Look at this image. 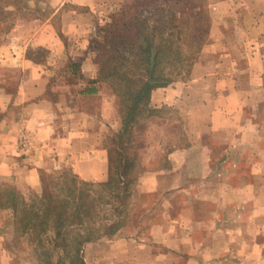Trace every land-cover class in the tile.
<instances>
[{"label": "crops", "instance_id": "crops-1", "mask_svg": "<svg viewBox=\"0 0 264 264\" xmlns=\"http://www.w3.org/2000/svg\"><path fill=\"white\" fill-rule=\"evenodd\" d=\"M142 1L119 0L115 5ZM47 2L56 10L69 2L85 7L92 16L100 13L106 0ZM230 2L235 8L234 1ZM246 13L238 27L244 37L251 39L248 46L254 49L248 51L253 56H247L246 85L241 81L242 67L231 49L232 37L225 25L216 27L214 33H209L208 45L201 49L187 81L151 91L150 106L160 112L147 118L133 137L138 170L134 182L140 193L149 192L151 183L159 190L165 175L171 184L162 187L165 189L159 190L161 194L168 196L186 189L177 182L194 180L181 170L190 161L183 158L192 150L202 153L198 159L204 171L201 178L213 174L218 180L238 179L243 185L230 188L224 184L213 195L204 197L206 202L210 199L214 209L208 208L202 214L196 206L180 211L173 200H168V211L174 216L170 213L162 223L138 224L136 229H150L151 234L163 230L165 239L151 241L142 232L126 236L122 227L112 238L85 244L82 255L89 251V258L83 256L84 261L264 264V204L252 205L255 197L264 198V23L261 19L250 22L251 16L257 18L256 11ZM93 30L94 26L84 22L79 12H63L59 29L50 20L33 18L19 19L0 33V185L14 186L26 201L41 195L39 172L43 169L68 167L87 182H105L110 177L105 137L121 130V120L116 97L106 82L98 81V64L88 50ZM28 48L36 52L44 49L50 60L28 58ZM68 61L80 63L77 77L64 76ZM195 87L197 91L191 92ZM164 112L176 113L178 123L164 120ZM154 126L160 133L175 137L147 141ZM245 149L256 151L257 157H242L240 151ZM212 151L218 156H212ZM165 159L166 166L162 163ZM158 160L161 164L148 168ZM235 194L244 197L247 204L236 211L235 220L225 221L220 209L224 205L222 197ZM216 206L221 207L217 210Z\"/></svg>", "mask_w": 264, "mask_h": 264}, {"label": "trees", "instance_id": "trees-1", "mask_svg": "<svg viewBox=\"0 0 264 264\" xmlns=\"http://www.w3.org/2000/svg\"><path fill=\"white\" fill-rule=\"evenodd\" d=\"M4 7L0 6V12ZM192 13L180 1L143 0L122 5L107 16V29L92 33L88 50L98 64L97 78L115 95L121 120V130L105 137L109 179L87 182L68 167L43 169L39 172L41 195L29 201L14 186L0 185L5 223L14 236L27 237L37 264H85L83 246L112 238L128 221L137 168L134 133L160 112L150 106L151 91L190 76L200 50L198 42L205 35L202 16ZM36 54L26 50L28 58L39 62ZM79 67V62L68 61L64 70L75 77Z\"/></svg>", "mask_w": 264, "mask_h": 264}, {"label": "rangeland", "instance_id": "rangeland-1", "mask_svg": "<svg viewBox=\"0 0 264 264\" xmlns=\"http://www.w3.org/2000/svg\"><path fill=\"white\" fill-rule=\"evenodd\" d=\"M26 1L28 0H0V6H5V10L0 12V31L5 32V29H9L11 26V23L14 24L19 19H33V18H41L43 22L50 20V22L53 24V27L55 29H59L61 24V15L64 12L65 14H70L73 12H79L82 14V18L84 19V22L91 23L92 27L94 26V30L98 28H105V21L107 16L120 9L117 5H115L119 0H106L105 4L100 10V13H94L92 16L88 15V10L85 9V7L80 8L72 5L69 2H65L62 5L58 6L57 10L56 8H52L47 0H32L27 5ZM42 1V2H41ZM165 1H171V2H177L180 1L182 3V6L187 7L191 12L197 13L194 14L198 18L202 16L205 30H204V38L202 41H199L198 44H200L198 57L200 54V51L204 46L208 45L209 33H214L216 31V27H223L225 25L226 32L229 34V37H232V44L233 46L231 49L233 50L235 57L237 60H239L238 63H240V66L242 74H241V81L245 84L246 79L248 80V59L247 56L251 55L253 53H249L248 51L251 50V52L254 51V49L249 48V41L251 39H247V37H244L238 30V27L242 25V19H244V15H246V10L249 11H256L257 18L255 16H251L250 22L252 23L258 21V19L263 20L264 23V6L260 7V4H263V2H260L262 0H233L235 3V8H232L230 0H162ZM245 2V4H244ZM218 3H221L219 5H216ZM244 5V7L242 6ZM247 5V8L245 6ZM49 6V7H48ZM13 9V10H12ZM99 11V10H98ZM259 14V15H258ZM219 23V24H218ZM251 23V24H252ZM7 29V30H8ZM6 30V31H7ZM92 31V33L94 32ZM0 32V33H2ZM259 37L258 39H260ZM255 40V39H254ZM32 54V52H31ZM38 55L40 58V61H48L50 60V55H48L46 52L38 51ZM198 60V58H197ZM68 70H64V76L68 75ZM77 77V75L75 76ZM264 79V78H263ZM186 79L185 81H187ZM184 81V82H185ZM180 82V81H177ZM175 83V82H173ZM246 85V84H245ZM197 91V87L191 90V92ZM262 107V104H261ZM166 111V110H165ZM162 117H164V120L166 121H173L177 122V115L174 112L169 113H162ZM178 123V122H177ZM151 135L149 134L146 138L147 141H150L152 143H155V141H158L162 138H174V134L164 133L160 131H157L155 126L152 128ZM148 131V132H149ZM197 133V130L195 131ZM147 134V133H146ZM163 135V136H162ZM192 135H194V132H192ZM179 137V134H178ZM226 137V136H225ZM224 137V139H225ZM229 138V137H228ZM184 141V138H182ZM190 155H187L183 160L188 159L190 160L188 162V165H184L185 167H181V170H186L189 176L188 179L194 178V180L191 182H186V180H180L177 182V184L182 185L186 189H182L179 192H176L175 194H170L168 196H165L164 194H161L159 190H163L169 184H171L169 181L170 177L167 179L166 175L162 179L161 182V188L158 190L156 186L151 183L148 187L149 192H138L135 189L134 185V196L132 197L131 203L132 204V214L129 217L128 221H126L124 225V229L126 232V236H130L134 233L142 232L144 238H148V240H160L165 239L166 234L163 233V230L156 229L153 230V233H150V229L146 230H136L139 225H149L151 223V226L157 225L158 223H162L167 220L168 216L170 217V211H168V200L174 201L176 206V209H179L180 211L185 209L187 210L189 206H196V208L199 210V213H206V210L208 208L214 209V206L212 205V202L209 198H207V202L204 197H208V195H213L218 189L223 186L224 184L230 185V188L234 187H240L243 185L242 181H239L238 179H226L223 180L219 178V180L213 175L209 174L206 178H201L200 174H204V171L201 167V162L199 163L198 159L202 157V153L200 150L196 151H190ZM212 156H218V154L215 151H212ZM240 154L242 157H257L256 151L252 150H241ZM225 155V154H224ZM168 156V154L166 155ZM230 156V155H229ZM183 161L182 159H180ZM161 160L156 161V163H152L153 165L149 166L148 168H153L157 163ZM167 159H165L162 163L166 166ZM66 169V167H57L56 170H63ZM207 172V170H206ZM136 173H138V170H136ZM195 175V176H192ZM233 185V186H232ZM236 190V188H235ZM224 192H227L224 191ZM169 197V198H167ZM222 200H224V205H222V208L216 206L215 208L222 209V214L224 217V220L231 221L235 220L238 215L236 211L247 204V200L244 197L238 196L235 194V196L230 195H224L222 197ZM210 201V202H209ZM261 205L264 204V198L262 197H255L254 202L252 205ZM178 210V211H179ZM171 216H174L173 213H171ZM178 220L180 221V217L182 216V213H179ZM6 219H7V213L5 211L0 212V264H35L34 258V252L30 244L28 243V239L26 236H14L11 233V228L9 225H6ZM139 224V225H138ZM150 226V227H151ZM155 243V242H154ZM230 246V245H229ZM167 248V247H165ZM227 247H224V251ZM229 248V247H228ZM231 248V246H230ZM85 250V249H84ZM165 252V251H163ZM83 256L89 258V251L85 250V253L83 252ZM51 261H53L52 257H50ZM170 264H178L179 260L173 261ZM85 264H94V262H88V260L85 261ZM224 264H230V263H224Z\"/></svg>", "mask_w": 264, "mask_h": 264}]
</instances>
